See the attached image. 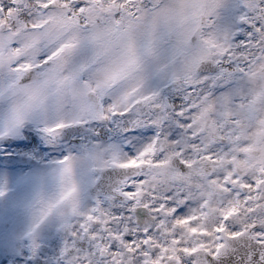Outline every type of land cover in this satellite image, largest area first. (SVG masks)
<instances>
[{
    "label": "snow or ice",
    "instance_id": "obj_1",
    "mask_svg": "<svg viewBox=\"0 0 264 264\" xmlns=\"http://www.w3.org/2000/svg\"><path fill=\"white\" fill-rule=\"evenodd\" d=\"M0 264H264V0H0Z\"/></svg>",
    "mask_w": 264,
    "mask_h": 264
}]
</instances>
